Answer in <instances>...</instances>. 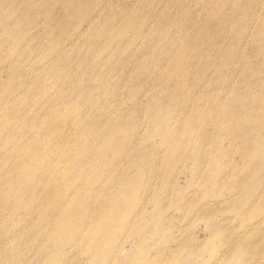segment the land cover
<instances>
[{
  "label": "rangeland",
  "instance_id": "obj_1",
  "mask_svg": "<svg viewBox=\"0 0 264 264\" xmlns=\"http://www.w3.org/2000/svg\"><path fill=\"white\" fill-rule=\"evenodd\" d=\"M0 264H264V0H0Z\"/></svg>",
  "mask_w": 264,
  "mask_h": 264
},
{
  "label": "bare ground",
  "instance_id": "obj_2",
  "mask_svg": "<svg viewBox=\"0 0 264 264\" xmlns=\"http://www.w3.org/2000/svg\"><path fill=\"white\" fill-rule=\"evenodd\" d=\"M77 125L79 126V123H77ZM77 130L80 131V129H77ZM81 132H82V133H85V131H81ZM42 161H43V160H42ZM25 163L28 165L30 162H25ZM40 163H41V161L39 162V164H38V162H36V163H34V164L38 167V166L40 165ZM19 165L22 166V165H23L22 162L19 163ZM25 166H26V165H25ZM26 168H27V166L24 167V168H22V170H20V171H21L22 173H24L25 170H26ZM38 169H39V167H38ZM53 170H54V171H53L52 173H55V172H56V169H53ZM34 173H35V172H34ZM27 174H28V173H27ZM25 175H26V173H25ZM34 175H35V174H34ZM51 175H53V174H51ZM20 176H21V175H20ZM30 176H31V175L28 174V176H26V178H27V177L30 178ZM35 176H36V175H35ZM22 177H23V176H22ZM22 177H21V178H22ZM53 177H54V178H52V179L50 180V183H51L50 185L54 184L55 181H56V175H55V174H54ZM21 178H20V179H21ZM23 178L25 179V177H23ZM23 178H22V179H23ZM28 178H27V179H28ZM24 179H23V181L26 180V179H25V180H24ZM84 179H85V178H84ZM29 180H30V179H29ZM31 180H32V178H31ZM19 181H20V180H18V182H17L18 184L20 183ZM23 181H21V182H23ZM30 182H31V181H30ZM82 182H84V180H83ZM25 184H26V183H25ZM31 184H32V183H31ZM33 184H34V183H33ZM7 186H8V185H7ZM41 188H42V187H41ZM65 188H66V187H65ZM42 189H43V188H42ZM18 190H19V189L17 188V191H18ZM59 192H61V191H59ZM62 192H63V191H62ZM57 193H58V192H55V193L50 197V200H49V201L52 202V203L50 204V206H51V205H56V206H60V205H61V204H59V202H60V200L62 201V197H61V196H63V194H61V193H58V194H57ZM22 194H23V192H22ZM2 195H3V194H2ZM37 196H38V195H37ZM8 201H9V200H8ZM34 205H35V204H34ZM65 207H66V206H65ZM43 210H44V209H43ZM43 210H42V211H43ZM40 212H41V211H40ZM65 212H68V211H65ZM65 212H64V213H65ZM64 213H63V214H64ZM66 219H67V218H66ZM67 225H68V224H67ZM71 225H72V224H71ZM61 230H62V229H61ZM64 231H65V230H64ZM64 233H65V232H64ZM64 233H63V234H64ZM57 234H58V233H57ZM64 235H65V234H64ZM64 235H63V237H64ZM66 236H67V235H66ZM60 237H61V236H60Z\"/></svg>",
  "mask_w": 264,
  "mask_h": 264
}]
</instances>
